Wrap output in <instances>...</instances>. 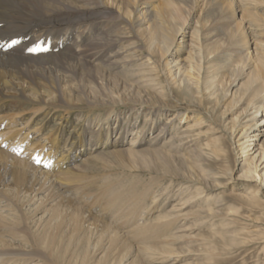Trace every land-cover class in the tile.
<instances>
[{
    "label": "rangeland",
    "instance_id": "rangeland-1",
    "mask_svg": "<svg viewBox=\"0 0 264 264\" xmlns=\"http://www.w3.org/2000/svg\"><path fill=\"white\" fill-rule=\"evenodd\" d=\"M159 1L151 0L153 4ZM244 1H248L246 2L248 3L246 8L250 7L252 0ZM255 1L257 2V10L252 8L253 11H256V15L253 17L255 21H245L241 29L248 43L249 51L252 54L259 51L264 54V22L262 21L264 20V0ZM187 4L186 10L179 9L174 14V30L177 29L180 23H184V25L181 33L175 34L172 43L169 45L171 53H162L159 40H157V43L150 44L148 41L149 36L141 35L139 41L131 39L129 47L132 46L131 43L133 42L135 46L142 47L145 58L139 62L144 63L147 60L148 65H136L139 62L131 61L133 58L130 57L129 50L123 49L125 52H122V55H118L117 58L124 60L122 65L125 66L113 68L98 66L105 75L114 77L112 84L115 89H112V92L115 94L116 90L118 97H121L124 92L122 86L126 84L130 87L126 89L127 95L125 97L130 94L136 99L145 98L137 94L138 92L134 93L135 89L143 93L149 92L156 102H167L174 104L176 107L169 108L165 106L166 108H164L162 106L161 109L160 106L157 123L154 125L155 127L153 126L154 128L150 129L148 125H145L144 120V117L149 114L147 113L149 105H139V103L129 101L116 105L113 112L117 114L118 121L117 119L116 121L120 125L118 128L124 125V143L121 146L112 147L109 144V139L107 141L106 135H104L107 133V129L104 127L102 134L100 132V144L96 147L93 146L91 150L85 153H80L82 156L79 154L74 157L75 161L70 163L69 166L74 167L76 173L82 174L84 178L78 183H72L71 187L75 189H72L71 192L68 190L65 194L73 198L72 200L75 201L74 203L78 207L83 209L86 205L84 208L87 211L85 215L91 213L97 219L121 231L120 233L123 229L126 230L128 226L132 227L131 225L136 222L149 229L164 225L161 237L163 239L159 244H163L170 251L164 249L166 254L163 256V264H264V238H262L264 235V184L261 186L258 176L250 181L237 178L241 177V171L247 172L248 170L246 168L249 166L250 161L246 162L244 159L249 156L250 159L256 160L260 154L259 152L256 155L255 153L248 155L253 150H248L247 145L251 144L255 149L257 146L264 144L261 143L264 139V123L260 124L264 116V91L259 97H254L253 104L246 106L248 100H244L245 96L242 98L241 96L244 90L248 88L249 81H246L248 78L244 75L250 69L246 68L247 61L242 57L244 52L237 51L235 45L231 46L224 42L225 40L221 42L218 38L205 41L201 36L205 37L204 32L209 27L206 25L203 31L200 29L203 27L201 26L202 14L204 15L206 7L202 0L199 2L189 0ZM236 5H238V1L231 2L233 9H236ZM234 12V19L236 18L237 21L240 11L234 10ZM242 13L247 14L243 10ZM127 17L129 18V16ZM204 23L208 24L207 22ZM122 25L123 28L127 26L121 24V27ZM230 26L228 28H232L234 25ZM194 27L200 28V32L191 39L190 33ZM127 29H122V31H127L126 36L129 33V29ZM128 36L129 38L136 37L131 34ZM237 37L239 39L238 34ZM190 42L200 46V52L197 54L200 56H194L192 58L194 61L185 59L189 49L187 44ZM127 43L124 42L123 46ZM255 43H258V45ZM226 52H229L228 55H225ZM177 58L180 59L177 62L179 64L173 65L175 63L171 61ZM164 63H168V65ZM189 63L200 68L199 76L195 73L194 67H186ZM182 64L185 67L184 71L187 73L184 76L191 83L197 82L198 84H195V86L198 85L199 88L190 89L186 92L175 90L174 80L171 79L169 73L171 70H176L177 67L182 66ZM143 66L153 69L151 73H155L156 76L155 87L159 88L160 91L152 89L153 87L141 86L142 83L141 80H138L137 73ZM55 70H53L54 73H56ZM57 74L55 76L60 82L76 78L73 75L62 78V81L59 73ZM61 74L67 75L68 73L61 72ZM76 79L79 80V78ZM262 79L264 80V72L262 73ZM233 81L237 83L235 84ZM82 83L88 84L87 81ZM242 83H245V85ZM98 95L100 94L98 93ZM260 101H262V107L258 113L254 114L253 107L259 104ZM71 104H74L76 108L73 107L68 110L69 106L67 109L62 107L52 108L51 106L48 109L45 107L46 109L42 110L45 116L41 118L43 114L38 115L39 112L34 113V109H29L32 106L28 105L26 106L27 109L24 110L23 105H20V103H15V106L11 107L8 102H2L0 104V126L9 131L7 134L16 135L17 142L9 143L11 142L9 138L1 137L0 148L7 152L9 156L22 161L26 160L30 165H34L32 158L36 152L34 147H36V144H40L49 149L50 146H53L51 137L54 136L52 133L55 132L56 139L54 143L57 141L59 144L57 149L54 148L52 157L56 156L55 161L59 164V156L64 155V157H67L71 153L73 154V150L70 149L69 152L68 148L70 144H73V146L78 144L81 134L84 135L86 141L89 140V133L83 131V122L98 119L104 114L106 107H112L111 104H108L103 107H92V111H89V104L85 102L75 101ZM14 107H19L23 111L18 113V108H16L15 112L17 114L11 113ZM172 114L178 115L171 121L172 125L165 138L155 144H150L148 141L150 134L155 133L166 122L168 116ZM134 120H136V123L135 126H132ZM167 121V125H170V120ZM183 127H190L193 130L196 141L192 142L191 145L187 142L190 137L188 138L185 136L186 134L183 135L182 133ZM134 128L138 129L140 133H131ZM253 134L259 135L255 136ZM21 135H24L27 141L31 140L32 147L23 148L26 146L24 140L18 141L23 137ZM116 135V133H113L111 140L116 139ZM238 139L240 141H237ZM242 141L246 142L237 146ZM64 145L68 148H63ZM119 148L135 151L156 149L157 151L137 154V159L138 155L142 157L141 160L138 159L140 165L136 164L134 168H130L129 158L109 155L108 152ZM194 148L197 149L194 150ZM62 150L66 152L62 154ZM199 152H206L208 161L199 162L201 166L197 168L193 165V162L187 161V159ZM145 153H148V155L146 156ZM98 155H102V159H96ZM166 158L168 161L165 160ZM263 160L264 157L260 162L261 164L256 167L257 174L264 172ZM64 162L65 160L62 161V163ZM53 167L51 173L59 177L62 170L57 171ZM249 167L252 168L253 166L250 164ZM229 168L231 170L225 172ZM192 175H196L197 178ZM211 175H214L215 178L209 179ZM211 182H213V185ZM214 184L215 189L209 188L214 187ZM199 187L204 188L205 191L202 198L195 200L196 193L194 190ZM123 188L128 191H123ZM107 190L108 192L115 191L116 196L121 193L122 196L125 195L124 201L123 197L122 199L119 197L116 199H121V209L118 210L116 206L109 205L106 206L107 209L104 208L105 211L102 210L107 198H110ZM40 194L42 195V193ZM40 194L38 195L39 198L41 197ZM34 206H24L23 211H31ZM54 206V203L51 204V209L48 211L42 205L40 207L42 212L34 217L36 219L42 214L44 216L41 220L49 219L52 225L50 233L56 231V229L53 230L54 221L56 223L62 221L63 224L68 225L75 222V220L70 219L69 215L58 211ZM0 209V213L2 212L3 215L9 212L4 211L5 208ZM25 212L20 214L24 220L35 215V213ZM9 217H11L10 214ZM18 218L19 214L16 213L12 220ZM27 221L29 222V219ZM122 234L123 238L129 239L128 236H124V233ZM226 235H235L236 242H239L238 246L231 247L227 245L224 242V236ZM49 237L51 241L44 247L40 244L44 237L37 233L29 240L30 245L26 243L21 245L19 242L12 243L36 253L37 256L41 257V261H38L41 264H98L94 260L98 257V255L96 256L97 252L90 253L80 250L78 252V250H73L68 242L63 240L58 242V238ZM23 238L24 241H27L25 235ZM5 239L9 240L7 236H5ZM26 245L28 246L26 247ZM49 249H52V253L48 251ZM81 252L82 254H79ZM128 257L129 254H126L121 259L116 258L117 261L115 262L117 264H129L128 262L133 259L135 264H145L142 261L141 263L140 260L138 261L137 258Z\"/></svg>",
    "mask_w": 264,
    "mask_h": 264
},
{
    "label": "bare ground",
    "instance_id": "bare-ground-1",
    "mask_svg": "<svg viewBox=\"0 0 264 264\" xmlns=\"http://www.w3.org/2000/svg\"><path fill=\"white\" fill-rule=\"evenodd\" d=\"M197 1L199 2L201 0ZM202 1L206 7L204 15L202 14L203 21L201 26L203 27L201 29L194 27L190 33V38L193 39L196 37V34L200 30L203 31L204 26L206 27L207 25L209 28L204 32L205 37L201 36L205 41H212V39L218 38L221 42L225 40L224 42H227L229 45H235L237 51L244 52L242 57L247 61L246 68L250 70L244 75V77L248 78L246 81H249V84H247L248 88L244 90L241 98L245 96L244 100H248L246 106H249V104H253L254 97H259L264 91V80L262 79V73L264 72V54L260 51L252 54L249 51L248 43L246 42L241 26L245 21H255L253 17L256 15V11H253L252 8L257 10V2L252 0L250 7L246 8L248 4L246 2L248 1L236 0L238 1V5H236V9H233L231 2L234 0ZM187 3H189V0H160L156 4H153L151 0H0V104L2 102H8L12 107L15 103H20V105H23L24 110L27 109L26 106H32L29 109H34V113L39 112L38 115L43 114L41 118L45 116L42 111L43 109H49L50 106L52 108L62 107L63 109H67L69 106L68 110H71L75 107L71 103L75 101H82L89 104V111H92V107H103L108 104L112 106L106 107L104 114H101L102 116L98 119L89 120L86 123L83 122V131L89 133V140L86 141L84 135L81 134L78 144L75 146L70 144L68 148L64 145L63 148H68L69 152L72 149L73 154L71 153L67 157H64V155L59 156V164L55 161L56 156L52 157L54 148L57 149L59 144L57 141L55 142L56 144L54 143L56 139L55 132L52 133L54 136L51 137L53 146H50L49 149H46L44 145L40 144H36V147L33 146L36 149L32 157L34 165H30L26 160L22 161L13 158L0 148V208H5L4 211H9L5 215L2 212L0 213V264H41L38 262L41 261V257L37 256L36 253L30 251V249L22 248V246L13 245L12 243L19 242L21 245L24 243L30 245L29 240L36 233L44 237L40 241L42 247L51 241L49 236H52L53 238H58V242L62 240L68 242V245L75 251L97 252L96 256L98 255V257L94 260L98 264H117L115 262L117 261L116 258L121 259L126 254H129L128 258H137L138 261L140 260V262L142 261L145 264H163V256L166 254L164 249L166 248L163 244L160 245L159 243L163 239L161 237L163 235L164 225L149 229L136 222L131 225L132 227L128 226L129 229L128 227L126 230L123 229L122 233H124V236H128L129 239L123 238V234L120 233L121 231L116 230L108 223L97 219L91 213L85 215V212H87L84 210L86 205L83 209L78 207L74 203L75 201L72 200L73 198L66 195L65 192L68 190L71 192L72 189H75L71 187L73 185L72 183H78L84 178L82 174L76 173L75 169H73L74 167L69 166L70 163L74 162V157H77L80 153H85L91 150L93 146L96 147L100 144V132L102 134L104 127L107 129V133L104 134V132L103 134L106 135L107 141L109 139V144L112 147L121 146L124 143V125L118 128L120 125L119 123L117 124V114L113 112L115 110L113 108L116 105L127 101L139 103V105H149L150 107L147 110L149 114L144 117V120L145 125H148L150 129L157 123V115L160 108L162 109V106L164 108H166L165 106L169 108L176 107L171 103L156 102L152 99L149 92L143 93L135 89L134 93L138 92L137 94L145 98L136 99L130 94L125 97L127 95L126 89L130 87L126 84L122 86V91L125 93L123 92L121 97H118L116 90L115 94L112 92V89H115L112 84L114 77L105 75L98 66H103V68L125 66L122 65L124 60L117 58L125 50H129L128 53L133 58L131 61L139 62L143 60L145 54L143 53L142 47L135 46L134 42L129 47L130 40L134 39L135 41H139V36L141 35L149 36L148 41L150 44L157 43V40H159L162 53H171L169 45L172 43L175 34L181 33L184 25V23H180L177 29L174 30V14L179 9L186 10L188 7ZM238 7L239 9L237 10ZM240 9L246 11L247 14L242 13ZM234 10L237 12L240 11L237 21L236 18L234 19ZM262 21L264 22V20ZM121 24L127 25L124 27L125 29H129L127 36V31H122L124 28L123 25L121 27ZM230 25L234 26L228 28L231 27ZM129 34L139 38H129ZM237 34L239 35V39ZM124 42L128 43L123 46ZM255 44L258 45V43ZM187 45L189 49L187 50L185 59L194 61L192 58L200 52V46L191 42ZM125 46L126 48H124ZM123 49L125 50L123 51ZM229 52H226L225 55H228ZM199 56L197 55L196 57ZM179 60L177 58L171 62L175 63L173 65H177L179 64L177 63ZM97 61L98 63H96ZM146 61L144 63L139 62L136 65H148ZM195 62L197 61L195 60ZM164 64L168 65V63ZM186 67H194L197 76L200 75V68L190 63ZM184 70L185 67L182 64V66L177 67L176 70H171L169 73L171 79L174 80L175 90L186 92L190 89L199 88L198 85L195 86V84H198L197 82L191 83L184 76V74H187ZM61 72L68 74L64 75ZM151 72H153L151 67L143 66L137 73L138 80H141L142 87L149 86V88L153 87L152 89L160 91L159 88L155 87V73ZM57 73H59L61 79L74 75L79 80L75 78L60 82L55 76L58 75ZM84 81H87L89 85L82 83ZM234 82L235 84L237 83L236 81ZM254 84L257 85L254 86L257 88L253 87ZM55 101L57 102L54 103ZM261 107L262 101L253 107V113H258ZM16 108H18V113H20L19 111H23L19 107H14L11 113L17 114L15 112ZM176 115L178 114L168 116L166 122L155 133L150 134L148 137L150 144H155L165 138L172 125L171 121ZM112 120H114L113 123ZM136 120H134L132 126H135ZM167 120H170V125H167ZM263 123L264 116L260 124L262 125ZM134 129H132L131 133H140L138 129L133 131ZM8 132L6 128L4 129L0 126V138H9L11 141L9 143L17 142V136L11 135L10 133L7 134ZM113 133L117 134L116 139L111 140ZM182 133L183 135L186 134L185 136L188 138L190 137L187 140L190 145L196 141L193 130L190 127H183ZM253 135L258 136L259 134ZM21 136L23 137L18 141L24 140L26 146L23 148L28 149V146L32 147L33 143L31 140L27 141L24 135ZM237 141L240 140L238 139ZM245 142H239L237 146ZM262 142L264 143V139ZM247 146L248 150H253L248 155L254 153L256 155L259 152L260 154L256 160L253 158L250 159L249 156L244 159L246 162L250 161L253 167L250 168L249 164L246 168L248 169L247 172L241 171V177L237 178L250 181L252 178H257L258 176L260 178L259 183L262 186L264 184V172L257 174L256 167L261 164L260 162L264 157V144L257 146L255 149L251 144ZM196 149L194 148V150ZM62 151V154L66 152L65 150ZM152 151L157 150L135 151L119 148L113 149L112 152L108 153L109 155L113 154L114 157L118 155L123 158H129V167L134 168L136 164L140 165L138 164V159H142L141 155H138L137 159V154ZM127 152L130 153L128 154ZM145 155L147 156L148 153H145ZM93 159L95 160V158ZM96 159H102V155H98ZM63 160H65L64 163H62ZM165 160L168 161L167 158ZM188 160L193 162V165L198 168L201 166L199 162L208 161V156L206 152H199L195 156H189ZM52 166L57 171L62 170L59 177L51 173ZM227 170H231V168L226 169L225 172ZM192 176L197 178L196 175ZM213 177L214 175H211L209 179H213ZM211 183L213 185V182ZM209 188L215 189V184L214 187ZM123 191L128 190L124 189ZM194 191L196 193L195 200H198L203 197L205 190L199 187ZM39 194L41 195L40 198L38 196ZM108 194L110 198H107L102 210L105 211L107 209L106 206L109 205L116 206L118 210L121 209L120 200L123 197L124 201L125 195L122 196L121 193L116 196V192L113 190L108 192ZM118 197L121 199L116 200ZM53 203L58 211L69 215L70 219L75 220V222L72 225H68L63 224L62 221L58 223L54 221L55 226L53 230L56 229V231L50 233V229L52 228L50 220H41L44 216L42 214L36 219L34 217L42 212L40 208L42 205L44 209L49 211L51 209L50 205ZM33 205H35L33 209L31 211L28 210V212L35 213V215L24 220L20 215L22 212H25V210L23 211V207ZM104 208L106 209L104 210ZM28 212L26 211L25 213ZM16 213L19 214V218L12 220V217ZM9 214L11 217H9ZM28 219L29 222L27 221ZM167 222L169 223V220ZM24 235L27 241H24ZM5 236L9 240L5 239ZM262 238H264V235ZM224 239V242L231 247L238 246L239 244V242H236L235 235H226ZM133 242L135 243L133 244ZM136 243L138 244L137 246L135 245ZM166 250L170 251L169 248ZM48 251L52 253V249ZM82 252L79 254H82ZM112 257L114 259H110ZM128 263L135 264L133 259Z\"/></svg>",
    "mask_w": 264,
    "mask_h": 264
}]
</instances>
